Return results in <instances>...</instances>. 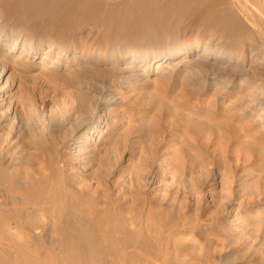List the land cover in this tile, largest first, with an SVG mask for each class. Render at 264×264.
<instances>
[{
	"label": "bare ground",
	"instance_id": "obj_1",
	"mask_svg": "<svg viewBox=\"0 0 264 264\" xmlns=\"http://www.w3.org/2000/svg\"><path fill=\"white\" fill-rule=\"evenodd\" d=\"M156 1L162 3L163 0ZM124 2L126 3L125 11H134L135 4L132 3V0H124ZM202 3L209 8L194 4L192 0H182L181 6L191 13L205 14L214 17L212 19H215V21L222 22L221 27L225 34L217 36L212 33L213 35L206 36L204 39L191 41L162 39L155 43L147 42L143 45L142 50H132L125 54L118 47L104 50L101 47H96L95 44L86 45L85 43V45L82 44L83 48H81V44V47L70 46L60 40L38 39L22 29L11 28L5 21L3 11L0 9V264H157L160 258L169 256L167 255L169 249L164 248V241H166V238L171 237L173 233L163 231V229H160L161 227L154 229L151 224L153 219L150 220L149 214H146L145 217L144 209H140L138 206L136 208L134 205L137 204V201L133 204V200H130L128 190L133 188V170L127 169L124 172L125 175L122 173L121 177L119 176L121 187L116 186L111 178L107 179L109 175L104 171V167L114 168L111 165L109 156L111 153L116 154L118 147L116 148L108 139L109 135L115 133V128L111 131L112 128L109 127V118L106 119V115L109 113L105 108H103L104 113H102V108L98 103L102 99L105 100V107L118 101L121 103L123 95L118 97V92L108 89L106 81L97 84V92L91 89L93 86L90 88V80L83 73L93 64L99 62L110 64L111 70L118 74L113 76V83L117 79L123 80L129 77L134 78L128 82L133 84L137 81V78L144 77L148 72L153 73L149 78L150 80L147 79L145 82H149V84L156 82L153 83L154 86L159 87H157L156 97L155 95L152 96L156 98V101L153 99L155 101L153 103L156 104L154 106L162 109V111L169 108L173 109L172 106L177 101L173 96L168 95L166 87H160L159 83L171 81L173 77L177 76L184 81L182 93L186 95L213 91L218 103H223L230 98V105H232L228 107L229 110H226V112L230 110L235 112L236 110L238 112L234 114L237 113L236 115L240 119H247L249 124L251 123L247 130L248 136L250 135L254 142L259 141L250 144V150L255 151V158L256 155L264 158V0H202ZM156 7L157 5H154L149 9L152 10ZM138 11L140 10L138 9L136 12ZM83 12H90V7L85 6ZM209 61H211L209 67L203 66V63ZM119 65L121 66L118 67ZM30 67H36L40 70V73L45 72L52 75L62 69L71 77L73 75L74 79H79L77 83L81 93L83 92L78 97L79 105L73 106L65 114L63 113L65 111L61 112L64 115L61 114L62 116L59 119H49L51 121L50 128L55 133L52 136L55 143L47 139L44 140V136L42 138L37 137L34 131L38 119L36 120L32 116L33 118L28 122L23 116V111L21 112L18 109L19 107L16 106V98L13 97L14 93L11 92V88L16 82V76L17 78L24 77V73ZM50 69L52 71H48ZM94 69L96 68H91V72L95 71ZM33 83L35 84V82ZM90 84L92 83L90 82ZM126 87L124 86L125 90H127ZM18 92L20 91L18 90ZM151 94L152 92L148 96L150 97ZM21 101L17 96V102L20 105L23 102ZM215 103H217V100ZM180 105L181 108L185 107L182 104ZM21 106L20 108L23 109ZM220 106L224 109L223 105ZM224 106L226 108L227 105ZM210 107L216 108L213 104ZM27 111H24V114H28ZM152 115H140L138 121L136 120V127L133 131H135V128L158 130L160 122ZM26 116L31 118V116ZM172 116L174 115L170 117ZM221 116L223 124L228 123V120L231 119L222 114ZM39 123L41 124V119ZM210 123H212V120ZM234 123H232V126ZM232 126L231 130L233 129ZM240 128L238 129L240 130ZM37 130L39 131V128ZM234 131L236 132V130ZM241 132L237 133L241 134ZM22 135L24 136L22 137L23 140L21 139ZM228 137L230 136L228 135ZM244 137L247 138L246 135ZM184 145L187 148L190 147L186 143ZM44 149L49 151V155L45 154ZM36 151L40 152L37 153ZM148 157L145 155V159ZM189 162L188 165L190 164L192 169L194 159L191 157ZM127 164H129V160ZM199 164L201 165V163ZM259 169L257 171L260 173L256 177L262 180L264 179V168ZM194 170H196L195 167ZM136 173L142 178L143 168L138 166ZM155 175L151 173L148 179L145 176L143 180L146 181V184L152 186L155 183L156 176H159ZM78 176L84 178V181H89L90 185L77 180ZM143 180L141 179V181ZM171 183L167 182V185L166 183L163 185L168 186L169 184L170 186ZM159 187L164 188L165 186ZM114 188H117L115 198L112 195V198H109L110 196L108 198L99 196L94 191V189H98L100 191H110L111 193ZM121 201L127 202V206L131 209L130 212L126 213L123 210ZM153 210L151 209V211ZM247 221H243L240 224L241 227H250L249 230L255 229L254 231H258L257 228L264 226V222L249 223ZM182 224L184 225V223ZM171 228L174 227L171 226ZM174 230L176 231V229ZM48 239L50 244L47 243ZM173 243L175 242L173 241ZM168 245H166V248ZM193 260L195 261V259ZM165 264L174 263L170 260ZM207 264H212V261L208 259Z\"/></svg>",
	"mask_w": 264,
	"mask_h": 264
},
{
	"label": "rangeland",
	"instance_id": "obj_2",
	"mask_svg": "<svg viewBox=\"0 0 264 264\" xmlns=\"http://www.w3.org/2000/svg\"><path fill=\"white\" fill-rule=\"evenodd\" d=\"M132 1V3L135 4V7L133 6L134 11H125L126 3L124 0H0V9L3 11L5 21L11 28L15 27L16 29H22L33 34L38 39L42 38L46 40L49 38L56 41L60 40L68 43L70 46L79 47H81L82 44L85 45V43L86 45L95 44L96 47H101V49L104 50L118 47L123 54L132 50H142L143 45L147 44V42L155 43L162 39L191 41L195 39H204L212 33L217 36L225 34V31L221 27L223 24L222 22L215 21V19H212L214 17L205 14L201 15L200 13H191L183 9V6H181L182 0H163L162 3H157L156 0ZM192 3L204 5L202 0H192ZM154 5H157L155 9H149V7H154ZM70 6H72V8H70ZM85 6L90 7V12H83ZM137 6L139 7L137 8ZM204 6L208 7L207 5ZM138 9L140 11L136 12ZM7 19L9 20L7 21ZM17 23L21 24L18 25ZM44 31H46L45 34ZM56 32L57 34L59 33V35H57ZM153 32L155 33L153 34ZM73 37L74 39H72ZM147 38L148 40H146ZM83 45L81 48H83ZM210 62L211 61L203 63V66L209 67L208 65ZM120 66L121 65L118 67ZM91 68H96L97 70H94L98 73L95 71L91 72L93 70H91ZM86 70L83 74L89 78L90 88L93 86V88H91L92 90L97 92V84L106 81L108 89L118 92V97L123 95L121 103L118 101L109 104L107 107L104 106V99L98 103L102 108V113H104L103 108L107 109L109 114L111 113V115H109L106 112L108 114L106 115V119L109 118V127L112 128L111 131L115 128V133L109 135L108 139L116 148L118 147V152L116 154L111 153L109 156L111 165H113L114 168L110 169L109 166H106L104 167V171L109 175L107 179L111 178L112 181L116 183V186L121 187L119 181L122 173L125 175L124 172H126L127 169H132L133 188L128 190V194L131 197L130 200H133V204L137 201V204L134 205L136 208L139 207L140 209H144L145 217L149 214L150 220L155 219V223L153 220L151 221L154 229H159V227H161L160 229H163V231L173 233L171 237L166 238L167 242L164 241V248L166 250L169 249V251H167V255L169 256L160 258L157 264H165V262L170 260L174 264H207L208 259L212 261V264H264V226L257 228L256 230L258 231H254L255 229L249 230L250 227L246 228L240 225L249 218V221H247L249 223L255 221L259 223L264 222V179L261 180L256 177L258 173H260L257 170L259 168L261 170L264 168V165H262L264 164V158L256 155V159L254 154L255 151L250 150V146L259 141L257 140L254 142L253 138L250 135V137L248 136L247 130L251 123L249 124L247 119H240L239 116L236 115L237 113L234 114L238 112L236 110L235 112H233L234 110H230L231 112L227 111L229 112V114H227L226 110H229L228 107L232 105H230L231 99L229 98L223 103H218V99H216V95H213L215 94L213 91L186 95L182 93L184 81L181 77L178 78L177 76L173 77L171 81L159 83L160 87H166L167 94L171 97L173 96L177 101L176 104L172 106L173 109H163L164 111H162V109L155 107L156 104L153 103L156 101L155 97L157 95L158 86H154L156 82H151L150 84L149 82H145L153 73L148 72L144 77L137 78V81L133 84L128 83L129 80L134 79L129 77L123 80L117 79L114 84L112 78L117 73L111 70L110 64L99 62L93 64L92 67ZM48 71L52 70L50 69ZM57 72H54L53 75L47 73L49 74L47 75L45 72L40 73V70L36 67H30V69L24 73L26 77L21 76L20 78L18 76L19 78H17L16 76V82L13 88H11L12 94L14 93L13 97L15 96L16 98V106L19 107L18 109H20L21 112L23 111L22 113L25 119H27L28 122L29 120L31 121L33 117L36 118V120L38 119L36 121V130L34 131L37 137L42 138L44 136V140L47 139L52 143H55L52 137L55 133L50 128L51 121L49 119H59L66 112L70 111L73 106L79 105L78 97L83 94L77 83L79 81L78 78L74 79L73 75L71 77L70 74L62 69ZM86 72H90V74ZM33 82H35V84ZM90 82L92 84H90ZM124 86H127V90L124 89ZM18 90L20 92H18ZM150 91L152 94L149 97ZM152 95H155V97ZM17 96L19 101H21L22 98L24 103L21 101V105L24 104L23 106L17 102ZM177 98L180 99L177 100ZM214 99L217 100L218 104L215 103L216 100ZM73 100L77 101H75L76 104ZM151 100L153 101L151 102ZM179 101L181 102L179 103ZM207 101H210L209 105ZM211 101L214 102L211 103ZM180 104L185 107L181 108L182 106ZM211 104L215 105L216 108H211ZM220 105H223L225 110ZM224 105H227L226 108ZM20 106L23 109H21ZM31 108L33 112L30 110ZM24 111H27L28 114H24ZM230 113H232V115H230ZM146 114H154L152 116L160 122L159 129L152 131L148 128L142 130L140 128H135V131H133L139 116ZM170 114L174 116L170 117ZM221 114L230 117L231 119L228 120L229 122L231 120L233 121L230 122V124L229 122L223 124ZM26 115L31 116V118ZM40 119L41 124L39 123ZM208 120L210 121L208 122ZM211 120L212 123H210ZM245 121L246 123H244ZM232 123H234V127ZM238 124L240 125L238 126ZM231 126L233 128L232 130ZM235 126L238 128L241 127L243 131L241 132V128L239 130ZM37 128H39V131ZM217 128H219V130H217ZM234 130H236V132ZM237 132H241V134ZM174 135L176 137H173ZM228 135L231 138L228 137ZM244 135L248 137L245 138ZM22 137L24 136H21L23 140L24 138ZM118 142H120L119 145H117ZM184 143L190 146V149L187 148ZM36 152L39 153L40 151ZM44 152L49 155V151L44 149ZM145 155L149 157L145 159ZM191 157L194 159V166L192 169L190 164L188 165ZM195 158L198 159V161H196ZM128 160L129 164H127ZM199 163H201V165ZM124 164L126 166L128 165L127 168H125L126 166ZM138 166H141L144 170L142 178L136 173ZM194 167L196 170H194ZM191 171H193V173H191ZM151 173L159 175H155V183L152 184V186L146 184V181L143 180L145 176L148 179ZM76 179L81 182L83 181L82 183L86 185H90L89 181H84V178L80 176ZM141 179L143 181H141ZM167 182L172 183L170 186L169 184L166 186ZM164 183H166V185H163ZM159 186L165 187L161 188ZM94 191L97 195L99 194V196L107 198L110 196L109 198H115L117 188L113 189V192H111L113 194L105 190L100 191L94 189ZM165 198L167 199L165 200ZM154 200L159 201L155 202ZM169 202L171 203L169 204ZM121 204L126 213L130 212L131 209L127 206V202L121 201ZM172 205L174 206L172 207ZM126 208L129 210H125ZM151 209H154L153 211L155 213L151 211ZM157 214L159 215L157 216ZM182 223H184V225ZM171 226L174 228H171ZM174 229H176L177 232ZM173 241L175 243H173ZM47 243L50 244L49 239ZM167 244L169 245L166 248ZM197 250H199V252H197ZM194 252H196V257L194 256ZM193 259H195V261Z\"/></svg>",
	"mask_w": 264,
	"mask_h": 264
}]
</instances>
